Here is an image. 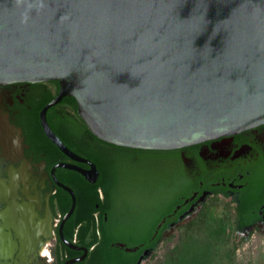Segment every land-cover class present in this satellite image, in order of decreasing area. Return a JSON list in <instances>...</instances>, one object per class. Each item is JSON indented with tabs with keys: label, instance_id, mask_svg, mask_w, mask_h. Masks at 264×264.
<instances>
[{
	"label": "water",
	"instance_id": "obj_1",
	"mask_svg": "<svg viewBox=\"0 0 264 264\" xmlns=\"http://www.w3.org/2000/svg\"><path fill=\"white\" fill-rule=\"evenodd\" d=\"M42 80L118 146L264 124V0H0V84Z\"/></svg>",
	"mask_w": 264,
	"mask_h": 264
},
{
	"label": "flooded vegetation",
	"instance_id": "obj_2",
	"mask_svg": "<svg viewBox=\"0 0 264 264\" xmlns=\"http://www.w3.org/2000/svg\"><path fill=\"white\" fill-rule=\"evenodd\" d=\"M57 91L54 80L0 84V264H98L113 248L130 254L127 264H140L153 248L141 232L127 229L115 238L122 205L167 206L147 237L158 233L155 244L167 228L196 222L221 205V211L229 206L237 230L264 226L263 123L177 148H130L93 139L71 96L49 105ZM126 156L154 157L177 187L160 177L124 176L116 157ZM147 185L152 197L144 203L139 189ZM122 187L137 196L120 197Z\"/></svg>",
	"mask_w": 264,
	"mask_h": 264
},
{
	"label": "rangeland",
	"instance_id": "obj_3",
	"mask_svg": "<svg viewBox=\"0 0 264 264\" xmlns=\"http://www.w3.org/2000/svg\"><path fill=\"white\" fill-rule=\"evenodd\" d=\"M153 158L154 157L152 156H143L141 158L140 157L133 158L132 156H126L124 158L116 157V162L125 165L124 176L140 175L145 178L160 177L164 182L163 183L164 186H171V187L174 186V188H176L177 186H175L173 182H168L169 179L167 177L169 175L166 172L167 167H165V164L162 163L160 164L158 161L154 160ZM146 180L148 181L149 179ZM148 183L149 182L145 184ZM162 188L160 190V193L163 195V197H166L168 193H165V190H163ZM150 191H151L150 186L146 188L143 187L142 190L139 189V192H141L142 195H144L145 197L144 203L150 201V197H152ZM137 194L138 192L134 191L133 189L128 191V193L124 192V187H122L120 197L135 198ZM149 206L150 205L147 204L146 208L135 207L134 209V207L131 205H122L121 210H119L120 216H117L116 214L114 215V217L117 219V221L115 222L116 224L115 233L117 234L119 233V235H122L123 233H125L124 231L125 229H128L131 232L140 233L142 231L141 226L143 228V225L147 222V219L152 214V211H150L151 209H147ZM222 207L224 208V206L221 205L220 208L216 209L213 212L218 213L220 215L223 213V215L225 214L228 218L229 227L226 225L225 228V226L222 224L224 229L219 232V236H220L219 239H221L222 236H223L222 238L224 239L228 231L227 236L231 247V259L233 263L234 264H264V226L259 224V225H254L249 229H246L245 231L237 230L234 227V219L232 212L229 209V206H227V209L221 211ZM146 224L144 226H146ZM193 224H194V219L191 220L189 223L185 222L175 227L167 228L163 232L161 239L155 244L153 251L148 253L146 257L143 260H141L140 264H158L159 262H161L164 256L166 255V253L168 252V250L174 246L177 239L182 234V231L192 227ZM119 228L123 230L118 231ZM194 234H195L194 237L195 240H200L204 238V230L200 231L199 233L196 232ZM210 239L213 238L210 237ZM195 240L193 241V244L199 245L200 244L199 241H195ZM217 244L219 245V243ZM193 249H197V247L194 246Z\"/></svg>",
	"mask_w": 264,
	"mask_h": 264
},
{
	"label": "trees",
	"instance_id": "obj_4",
	"mask_svg": "<svg viewBox=\"0 0 264 264\" xmlns=\"http://www.w3.org/2000/svg\"><path fill=\"white\" fill-rule=\"evenodd\" d=\"M72 98H70V101L72 105H74L75 100H73L74 98ZM91 135L93 139L102 141L95 137L93 134ZM166 208L167 206L164 204L161 209H159V211H152V214L147 219V224L145 223L146 226L143 225L141 234L138 237L144 239L146 237V240L144 241L145 246H151V248L154 249L155 242L157 241L159 234L157 233L154 240L152 241H148L147 237H149L151 230L155 228L154 226L160 217L161 210ZM242 217L243 216L240 213L237 218V226H240L242 224L244 220V218ZM222 224L225 226V228L226 225L229 227L227 217L216 215L211 211L203 212L197 219V221L194 222L192 227L182 231V234L177 239L174 246L168 250L163 260L158 264H234L231 259V247L227 236L228 231L224 239L222 238L223 236L221 237V239H219V232L224 229ZM202 230H204V238L195 240L194 233H199ZM124 231L126 232L127 229H125ZM123 235L126 234H114L115 238L117 237L120 239L123 238ZM210 237H212L213 239H210ZM126 239V245H131V242L133 241H127ZM193 239L195 241H199L200 244L194 245ZM217 243H219V245ZM194 246H196L197 249H193ZM112 250H114V254H110L106 251L100 254V256L98 257V264H127V261L131 260V258H129L130 254L128 252H125L123 249L113 248Z\"/></svg>",
	"mask_w": 264,
	"mask_h": 264
}]
</instances>
